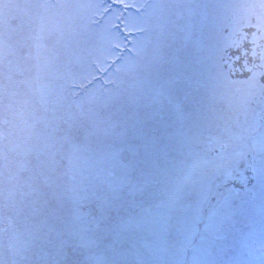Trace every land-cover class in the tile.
I'll return each mask as SVG.
<instances>
[{
    "label": "snow or ice",
    "instance_id": "6c2138e0",
    "mask_svg": "<svg viewBox=\"0 0 264 264\" xmlns=\"http://www.w3.org/2000/svg\"><path fill=\"white\" fill-rule=\"evenodd\" d=\"M86 7L0 0V264H264V0L142 5L115 68ZM134 208L162 248L121 224Z\"/></svg>",
    "mask_w": 264,
    "mask_h": 264
},
{
    "label": "rangeland",
    "instance_id": "374dc122",
    "mask_svg": "<svg viewBox=\"0 0 264 264\" xmlns=\"http://www.w3.org/2000/svg\"><path fill=\"white\" fill-rule=\"evenodd\" d=\"M72 3H80L85 5H92V7H86L79 10V14L87 21L89 18L91 20L97 21L92 25L94 31L91 38V52L90 58L98 59L99 61L107 64H111L115 68L116 63H124L125 61L135 58V53L131 51L133 47H140L143 44V38L147 35L145 31H138L137 29L145 28L144 17L146 14L153 12V9L148 7H141L142 5H151L157 2V0H69ZM125 4L128 7H125ZM135 5V7H133ZM127 26V29H126ZM119 44L120 47L117 48L116 45ZM81 53L79 51L74 53L75 56H79ZM85 55H89L85 53ZM115 56H120L119 61H114L110 58ZM132 88L140 87L139 84H131ZM145 100H155L157 97V86H153L151 89L145 91ZM87 107V104H85ZM216 108L221 110L224 116L230 117L233 115L228 109L227 100H220L216 103ZM169 110L176 114V109L173 106H169ZM103 112L100 113V117L103 118ZM242 119V118H241ZM213 131L211 135H215ZM207 136L205 140H207ZM259 140L258 133H253L249 140V148L253 147V141ZM92 148L96 145L93 143ZM202 148H208L210 145L207 143L201 146ZM66 155L71 154L70 146H65ZM83 155L91 156V152H84ZM65 164H68V160H65ZM176 175H179L177 173ZM129 187L144 188L149 190L151 186L149 184L143 183V181L138 177H131L129 182ZM139 198V197H138ZM166 198L164 191L158 193L156 201L163 200ZM153 213L162 212V209L151 208ZM144 213L141 212L139 208H134L126 211L121 220V224L126 227L127 230H134L138 232L141 236L140 246L143 248H151L153 250H158L163 247V240L159 235L160 224L163 221V217H158L159 223H157L153 228L148 227L143 223ZM103 251L97 249L96 256L103 258Z\"/></svg>",
    "mask_w": 264,
    "mask_h": 264
}]
</instances>
